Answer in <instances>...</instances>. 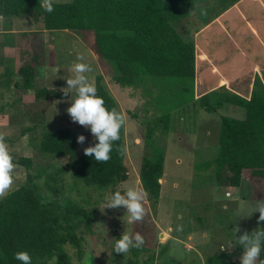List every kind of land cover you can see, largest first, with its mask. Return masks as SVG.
<instances>
[{
    "label": "rangeland",
    "instance_id": "374dc122",
    "mask_svg": "<svg viewBox=\"0 0 264 264\" xmlns=\"http://www.w3.org/2000/svg\"><path fill=\"white\" fill-rule=\"evenodd\" d=\"M230 7L227 8L229 10L226 15L222 13L216 17L212 24L199 31L196 37V30L200 25L193 9L188 18L178 25L191 37L195 47V67L198 68L199 82L195 86L193 81V92L195 90L199 93L201 90L199 86L204 83L208 89L224 87L237 93L242 87L236 79L237 72L244 68V74L251 71L249 66L264 65V0H237ZM260 17L263 19L262 22ZM2 18L0 20V133L5 135V142L9 146L13 162L17 165L11 190L24 182L28 171L33 175L43 166L51 169L55 164H61L59 160L39 154L34 140L33 145H30L28 139L31 133L38 136L42 130L68 126L73 129L76 139L78 135L85 136V142L76 145L79 154L83 153L84 148L93 145L90 129L72 122L66 112L71 100L76 96L75 91H69L67 97L60 91L67 87L66 79L72 77L74 63L83 62L92 66L93 71L86 73L89 82L95 84V77L100 75L102 83L116 100L120 113L126 117L123 163L127 178L124 181L118 183L113 190L108 188L99 191L83 184L69 171H65L61 180L57 182L61 187L62 197H67L89 210L94 221L92 230L84 235L83 257L78 261L74 258L73 262L128 264L132 260L133 264H153L152 256L157 254L154 253L153 248L156 251L158 241L160 239L162 241L165 237V235L160 237L158 233L163 234L160 230L167 229L168 226L180 238L193 233H196L197 238L198 234L201 235V232L205 231L210 236L209 239L213 238L210 241L214 244L216 241H224L228 238L231 239L230 241L234 240L231 243L237 244L236 248H240L238 255L240 258L243 248L238 244L237 238L245 231L251 233L259 228V213L247 217V204L261 200L264 179L253 176L247 169L243 170L241 186L238 188L239 195L236 192L238 196L243 197L235 200L233 197L228 198L229 191L224 192V188H216L213 171L218 150L220 121L218 113L242 118L243 108L224 103L217 112H207L198 106L197 96L189 103L171 109L167 134L160 137L158 130L154 132V136L159 138L158 142L164 148L165 174L162 176L164 180H161L164 187L154 205L151 206L148 200L143 202L145 215L142 221L128 224L124 209H104V207L114 192L121 191L123 194L128 187L142 188L138 179V169L143 154L145 122L157 114L149 102V97L153 96V91L155 92L152 89L155 88L147 85L146 88L152 92L145 93L141 86H120L113 81L111 75L117 73L116 69L98 59L91 46L89 35H82L73 30L48 31L43 28L41 19L33 15ZM229 21L230 23L226 24ZM244 24L252 26V29L254 26V31L245 34L246 31L251 30ZM223 26L225 27L222 28ZM35 49L37 52L39 49L41 59L40 63H35L34 87L25 89L22 87V76L14 71L21 63L28 61ZM78 56H82L83 60H77ZM4 66H13V75H9L8 79L4 76ZM248 77L243 78L246 79L243 85L250 88L253 80ZM185 81L190 85L188 80ZM162 82L165 84L168 81ZM40 87L51 88L61 93L62 98L36 99L34 92ZM174 96L177 97L176 94ZM163 109L167 110L165 106ZM149 123L151 127L155 126L152 122ZM28 126H34L33 130L20 135V129ZM19 157L31 158L28 170L16 162ZM34 179L38 191L42 192V179L36 177ZM220 199L225 200L221 202ZM212 223L216 225L210 228ZM236 227L240 231L235 232ZM123 233L130 235L139 233L145 237L143 244L145 250L136 257L138 263L130 251L118 254L113 250L115 241ZM199 241L201 243L199 248H204L205 240L200 237ZM168 249L169 247L161 252L160 259H165ZM185 255L188 257L191 254L185 252ZM160 259L154 264H166Z\"/></svg>",
    "mask_w": 264,
    "mask_h": 264
},
{
    "label": "trees",
    "instance_id": "16d2710c",
    "mask_svg": "<svg viewBox=\"0 0 264 264\" xmlns=\"http://www.w3.org/2000/svg\"><path fill=\"white\" fill-rule=\"evenodd\" d=\"M236 1L55 0L54 11L48 13L41 7L42 0H0V17L33 15L41 19L43 28L48 31L73 30L89 35L98 59L116 69L117 73L111 75L113 81L120 86H141L145 93L152 92L147 85L155 88L149 102L157 114L145 122L138 169L139 182L152 206L159 197L164 161V148L154 132L158 130L160 137H164L169 129L171 109L194 98L195 47L191 37L178 25L193 9L201 27ZM36 49L28 61L14 71L22 76L25 89L34 87L33 76L41 59ZM12 67L4 66L7 79L13 75ZM95 78L96 94L103 98L104 106L120 112L101 76ZM34 97L62 98V95L51 88L40 87L35 89ZM197 103L207 112H217L224 103L244 110L242 118L218 113V150L213 171L216 184L239 186L245 169L264 179V85L259 78L254 77L248 96L220 87L199 95ZM163 104L167 110L163 109ZM149 122L155 126L151 127ZM33 127L21 128L20 135L27 134ZM33 140L39 154L59 160L61 164L51 169L43 166L33 175L28 171L24 182L0 199V264H21L14 259L18 251L28 252L31 264H75L74 258L78 261L85 253L84 235L92 230L94 221L89 210L62 197L57 182L65 171L99 191L113 190L124 181L127 178L123 163L124 126L120 139L113 142L111 158L106 163H97L92 157L79 154L76 135L68 126L45 129L38 136L31 133L30 145ZM96 142L93 137L92 146ZM16 162L28 170L31 158L19 157ZM35 177L42 179V192L38 191ZM261 200H264V182ZM259 229L264 230V222H259ZM143 239L145 242V237ZM142 250H145L143 246L130 249L136 262ZM260 260H264V242L258 264ZM131 261L128 264H133ZM206 264H239V259L231 252H221L208 256Z\"/></svg>",
    "mask_w": 264,
    "mask_h": 264
},
{
    "label": "clouds",
    "instance_id": "9594fccd",
    "mask_svg": "<svg viewBox=\"0 0 264 264\" xmlns=\"http://www.w3.org/2000/svg\"><path fill=\"white\" fill-rule=\"evenodd\" d=\"M55 0H42L41 7L51 13L54 11ZM3 18L0 17V20ZM77 60H83L78 56ZM93 71L90 64L76 62L72 66V77L66 79L67 87L60 91L67 97L68 92L74 90L76 96L71 100V105L66 109L72 122L78 123L85 129H90L92 136L97 141L94 146L83 149L85 156L92 157L97 163H106L109 161L113 142L120 139V130L125 124V115L116 109L108 110L104 106L103 98L97 96V89L93 83L89 82L86 73ZM59 103V101H56ZM85 136L78 135L77 143L83 144ZM17 165L13 162V157L9 151V146L5 142V135L0 133V199L6 198L9 194L15 179V170ZM148 193L137 187H128L126 191L114 192L108 199L105 208H122L127 213V223L133 224L142 221L145 215L143 202L147 199ZM250 217L253 213H259L258 222H264V200H257L254 204H247ZM240 231L238 227L235 232ZM238 244L242 246L243 251L239 258V264H256L261 253V244L264 242V230L259 228L251 233L245 231L238 238ZM144 244L143 237L136 233L121 234L115 241L113 250L118 254H125L130 249H140ZM221 250H225L221 247ZM14 259L21 264H31V256L26 251L14 253ZM264 264V260H260Z\"/></svg>",
    "mask_w": 264,
    "mask_h": 264
},
{
    "label": "crops",
    "instance_id": "0c3cea01",
    "mask_svg": "<svg viewBox=\"0 0 264 264\" xmlns=\"http://www.w3.org/2000/svg\"><path fill=\"white\" fill-rule=\"evenodd\" d=\"M259 3H260V1H259ZM229 9H231V7ZM229 9L224 10L222 13H224L226 15V13L228 12ZM222 13H220L218 16H220ZM218 16H216V17H218ZM215 18H213L212 20H210L207 24L199 27L196 30L195 37L199 33V31H201L202 29H204L207 26H209L210 24H212V21ZM262 21H263V19H262V17H260V22H262ZM247 22H248V20H247ZM229 23H230V21L227 22L226 24H229ZM245 26H246V28H249L251 30V31H246L245 34H248V33L250 34L255 29L254 26H253V29H252V26H250V25H245ZM224 27L225 26H223L222 28H224ZM260 34H262V33H260ZM195 57H196V52H195ZM195 63H196V60H195ZM249 67L251 69L250 72H245L243 74V71H244L243 69L244 68L241 69V70H239L237 72L238 73V77H236V79L238 80V83L239 84H242V87L239 89V91L237 93L239 95H242V96H248L249 91L251 89V87L248 88L247 86H244L243 85V82H245V80H246V79H243L244 77L246 78L247 76H249L248 79H250V80H251V78L253 80L254 77H258L259 80L264 85V65H258V66L257 65H252V66H249ZM198 82H199V80H198V68L195 67V75H194V84H195V86H196V84ZM246 85H248V84H246ZM199 87L201 88V90H200L199 93H197L195 90L193 92V97L194 98H196L197 96L199 97V95H201L202 93H204V92L212 89V88H209L208 89L205 86L204 83L201 84V86H199ZM212 87H213V85H212ZM226 88H228V87H226ZM247 88H248V92L246 91ZM193 89H194V85H193ZM164 162H165V159L163 161V167H164ZM164 171H165V169L163 168L162 176L165 174ZM162 176L159 179V182H160V192L162 191V188L164 187V185L162 184V181H161V180H164ZM240 186H241V183H240L239 186H235V187H231V186H220V185H217L216 184V188L217 187L218 188H221V189L224 188L223 189L224 192L229 191L230 194H229L228 198L229 197H233L235 200H240L241 197H243V196H241V197L238 196L239 195V189L238 188ZM160 192H159V196H160ZM236 192L238 193V195H237ZM223 195H225V193ZM225 198H226V196H225ZM212 199H214V197H212ZM224 200L225 199H220L221 202H224ZM223 209H225L224 206H223ZM213 225H216V224L212 223V225H210L209 227L210 228H213ZM160 231H162L163 234L162 233H158L159 236L161 237L162 235H165V237H164V239L162 241H161V239L158 241L159 242V245H158V247H156V248H158V249H156V251H155V248H153L154 253L157 252V254H153L152 253L153 254V256H152V258H153V261H152L153 264L156 263V262H158V260L160 259L159 256L161 255V252L165 251V249L167 247H169L167 256L165 257L164 260L160 259L161 262H164L166 264H180V263H182L184 261H185L184 264H206V258L208 256L213 255V254H217V253H221V252H231L234 258H238L239 259L238 255H239L240 248H236L238 246L237 244H233L232 245L231 242H233L234 240L233 241H230L231 239L229 240V238L227 240H224V241H219V242L216 241V244H214V243H212V241H210V240H213V238L212 239H209L210 236H208V234L205 231H202L201 232V235L198 234V237L197 238H196V235H195L196 233L188 234L185 238H182V237L180 238V236L177 233H173L172 232L173 230L169 226L167 227V229H162ZM208 231H209V229H208ZM193 236L195 238H193ZM200 237L203 240H205L203 242L204 248H202V247L199 248L201 246L200 245L201 243L199 241ZM152 247H153V244H152ZM221 247H223L225 250H221ZM185 252H189L191 255H189L187 257L185 255ZM256 264H258V260H257Z\"/></svg>",
    "mask_w": 264,
    "mask_h": 264
}]
</instances>
